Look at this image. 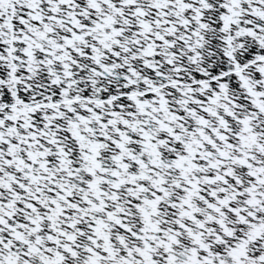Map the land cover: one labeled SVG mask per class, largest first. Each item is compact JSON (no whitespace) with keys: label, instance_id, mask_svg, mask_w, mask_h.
<instances>
[{"label":"snow or ice","instance_id":"obj_1","mask_svg":"<svg viewBox=\"0 0 264 264\" xmlns=\"http://www.w3.org/2000/svg\"><path fill=\"white\" fill-rule=\"evenodd\" d=\"M0 264H264V0H0Z\"/></svg>","mask_w":264,"mask_h":264}]
</instances>
